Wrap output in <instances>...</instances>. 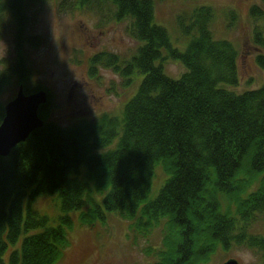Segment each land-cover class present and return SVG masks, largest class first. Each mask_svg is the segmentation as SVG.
I'll use <instances>...</instances> for the list:
<instances>
[{"label":"trees","instance_id":"1","mask_svg":"<svg viewBox=\"0 0 264 264\" xmlns=\"http://www.w3.org/2000/svg\"><path fill=\"white\" fill-rule=\"evenodd\" d=\"M46 1L0 0V30L8 26L14 44L13 61L0 63V95L13 81L25 95L42 91L26 87L31 72L24 51L39 46L28 32V12ZM75 3L79 9L111 5L115 20H129L130 36L141 44L128 61L94 56L90 69H112L125 86L134 73L142 80L119 117L67 128L48 121V99L38 110L43 126L0 157V264H55L70 246L75 213L89 226L107 215L135 219L141 228L163 222V247L153 264H205L232 243L264 259V236L246 233L257 216L264 217V85L241 93L228 89L239 84L237 52L213 38V10L197 8L177 22L188 39L180 52L153 23L151 0ZM249 14L260 23L252 43L264 76V0ZM167 60L184 67L178 79L164 74ZM3 116L0 105V123ZM158 165L166 179L147 200ZM245 168L253 172L249 182L260 177L258 187L235 203L234 216L223 213L219 198L231 196ZM52 196L59 201L56 220L30 209L33 200Z\"/></svg>","mask_w":264,"mask_h":264},{"label":"rangeland","instance_id":"2","mask_svg":"<svg viewBox=\"0 0 264 264\" xmlns=\"http://www.w3.org/2000/svg\"><path fill=\"white\" fill-rule=\"evenodd\" d=\"M151 1L153 23L166 30L171 46L180 52L185 50L188 39L180 35L177 22L194 9L211 8L214 12L210 27L213 38L230 42L237 52L239 84L228 89L241 93L264 85L252 43V31L260 23L249 14L253 6H261V0ZM75 7V0H47L32 7L27 19L28 32L39 39V46L24 51L31 72L26 87H39L47 94L48 121L61 128L79 121H95L102 116L119 117L142 80V75L134 73L130 85L125 86V80L112 69L102 66L90 69L91 59L100 54L115 55L119 62L128 61L137 54L141 44L130 36L129 20H115L114 8L108 4L101 10ZM13 58L12 30L3 26L0 63L10 64ZM184 71L177 61L163 63V72L171 79H178ZM17 91L16 81H13L0 95V105L5 106L13 100ZM81 170L84 172V166ZM247 170L237 175L231 196L219 198L223 213L234 216L235 203L257 189L260 177L249 182L253 172ZM165 179L162 167L156 166L147 200L155 198ZM247 182L250 183L248 188ZM24 204L26 207L27 200ZM30 209L53 221L59 216V201L56 196L37 198L30 202ZM71 216L70 246L55 264H153L158 260L156 255L163 247L165 235L163 222L157 227L141 228L135 219L127 221L118 215H107L104 221L97 220L89 226L81 224L76 213ZM246 233L264 236V217L257 216ZM228 260L238 264H264L261 254L235 243L226 250L217 248L205 264H223Z\"/></svg>","mask_w":264,"mask_h":264},{"label":"water","instance_id":"3","mask_svg":"<svg viewBox=\"0 0 264 264\" xmlns=\"http://www.w3.org/2000/svg\"><path fill=\"white\" fill-rule=\"evenodd\" d=\"M48 101L44 91L25 95L22 87L18 88L13 100L4 106V116L0 123V157L5 158L10 151L43 126L38 117V110ZM223 264H238L228 260Z\"/></svg>","mask_w":264,"mask_h":264}]
</instances>
